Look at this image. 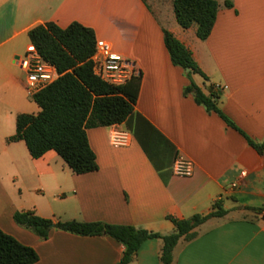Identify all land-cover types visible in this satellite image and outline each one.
<instances>
[{"label": "crops", "instance_id": "1", "mask_svg": "<svg viewBox=\"0 0 264 264\" xmlns=\"http://www.w3.org/2000/svg\"><path fill=\"white\" fill-rule=\"evenodd\" d=\"M217 1L214 26L202 40L195 24H178L173 0H0V229L37 251L33 264H114L124 246L110 236L58 229L41 239L14 222L16 211L169 234L175 226L168 217L206 214L216 201L226 214L197 226L192 239L181 237L171 264H264V212L257 210L264 207V150L260 154L219 114L183 94L189 79L164 43L166 29L206 74L207 80L192 74L196 84L206 94L212 85L221 87L218 109L261 143L264 0ZM46 22L92 28L141 75L133 111L120 123L130 144L111 145V125L87 129L98 163L92 172L74 173L53 149L33 158L23 140L7 141L18 114L39 111L27 99L18 58L35 49L29 30ZM179 153L193 162L189 177L172 172ZM161 247V239H148L127 264H163Z\"/></svg>", "mask_w": 264, "mask_h": 264}, {"label": "trees", "instance_id": "2", "mask_svg": "<svg viewBox=\"0 0 264 264\" xmlns=\"http://www.w3.org/2000/svg\"><path fill=\"white\" fill-rule=\"evenodd\" d=\"M225 6L231 7L230 1ZM176 21L186 29L196 25V35L204 40L214 26L219 3L217 0H173ZM164 43L173 65L189 71V83L184 95H192L194 101L213 111L232 128L238 130L260 154L261 143L253 141L217 107L220 89L210 87L206 94L192 78L199 74L207 80L206 74L194 60L192 52L171 32L163 30ZM29 39L38 54L55 66L58 77L43 89L37 91L33 101L39 111L20 113L16 117L15 133L7 141L23 140L33 158H39L53 149L66 165L76 174L98 169L96 155L90 147L87 129L120 124L132 113L140 86V73L123 85L105 82L93 72L92 56L95 52L96 36L92 28L79 22L60 27L46 22L31 28ZM264 212V207L257 209ZM226 210L216 201L213 210L206 214H194L188 218L168 217L175 230L169 234L152 232L128 224H110L101 221L57 220L37 215L33 210L16 211L13 220L29 229L41 239H47L52 229L82 235H106L124 246L121 259L114 264L129 263L142 243L148 239L162 240L160 260L171 264L173 249L181 237L190 240L196 236L194 229L211 217H221ZM39 260L37 251L21 243L14 236L0 229V264H33Z\"/></svg>", "mask_w": 264, "mask_h": 264}, {"label": "built area", "instance_id": "3", "mask_svg": "<svg viewBox=\"0 0 264 264\" xmlns=\"http://www.w3.org/2000/svg\"><path fill=\"white\" fill-rule=\"evenodd\" d=\"M18 63L26 71L25 90L29 96H33L58 77L55 66L45 61L36 49L28 51L23 58H18ZM92 63L94 74L113 85H123L139 74L135 65L114 51L112 45L104 39H96ZM109 141L115 147H125L130 144L131 134L120 124H112L109 130ZM172 172L182 177L191 176L192 160L181 153L177 154L172 165Z\"/></svg>", "mask_w": 264, "mask_h": 264}, {"label": "rangeland", "instance_id": "4", "mask_svg": "<svg viewBox=\"0 0 264 264\" xmlns=\"http://www.w3.org/2000/svg\"><path fill=\"white\" fill-rule=\"evenodd\" d=\"M27 99H28L30 102L33 101V100H32V96H29V95H28V96H27ZM27 110L30 111V112H32V109L27 108ZM33 110H35V109H33ZM34 112H37V111H34Z\"/></svg>", "mask_w": 264, "mask_h": 264}, {"label": "water", "instance_id": "5", "mask_svg": "<svg viewBox=\"0 0 264 264\" xmlns=\"http://www.w3.org/2000/svg\"><path fill=\"white\" fill-rule=\"evenodd\" d=\"M185 71L188 72L189 71V68H187Z\"/></svg>", "mask_w": 264, "mask_h": 264}]
</instances>
